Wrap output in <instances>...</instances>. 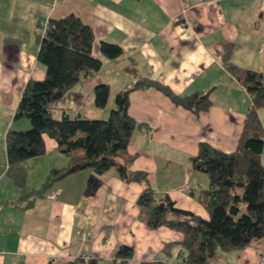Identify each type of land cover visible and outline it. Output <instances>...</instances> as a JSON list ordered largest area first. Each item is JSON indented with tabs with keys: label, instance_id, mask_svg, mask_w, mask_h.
Segmentation results:
<instances>
[{
	"label": "crops",
	"instance_id": "0c3cea01",
	"mask_svg": "<svg viewBox=\"0 0 264 264\" xmlns=\"http://www.w3.org/2000/svg\"><path fill=\"white\" fill-rule=\"evenodd\" d=\"M68 14L91 28L101 67L50 105L52 117L105 119L115 95L139 79L178 95L210 90V106L198 113L152 86L131 90L127 113L140 126L126 147L129 169L146 174L155 199L166 195L174 207L207 219L198 196L208 180L189 157L202 142L226 153L235 148L250 106L242 74L264 72V0H0V264H184L181 234L147 227L135 204L142 187L121 181L113 168L99 175L91 196L83 188L92 171L82 169L31 197L51 170L68 165L42 134L44 152L27 160L21 184L6 171V131L28 128L25 119L12 120L20 94L29 78L43 77L36 35L47 19ZM101 41L119 46L120 55L103 57ZM97 84L108 86L103 108L93 103ZM257 116L264 132V104ZM260 160L264 168V146ZM119 246L131 256L116 257ZM210 264H264V236L216 250Z\"/></svg>",
	"mask_w": 264,
	"mask_h": 264
},
{
	"label": "trees",
	"instance_id": "16d2710c",
	"mask_svg": "<svg viewBox=\"0 0 264 264\" xmlns=\"http://www.w3.org/2000/svg\"><path fill=\"white\" fill-rule=\"evenodd\" d=\"M92 42L91 28L73 14L49 18L40 27L35 60L43 67V77L29 78L20 94L12 120L25 119L28 128L6 131V171L16 175V182L21 184L22 168L26 167L27 160L44 152L42 134L55 140L58 151L68 157V165L51 170L41 186L29 193L31 197L42 194L66 174L82 169L92 171L83 188V194L91 196L101 184L99 175L113 168L121 181L135 182L142 187L135 204L145 212L141 218L147 227L166 226L181 234L179 245L185 253L184 264H210L217 249H240L264 236V168L260 160L264 132L257 116L264 104V72L247 70L242 74L250 106L234 150L221 152L202 142L196 154L189 157L191 167L205 174L208 180L198 196L208 216L202 219L174 207L166 195L155 199L146 174L129 169L132 156L126 153V147L140 124L128 115L127 107L131 90L152 86L173 104L198 113L210 106V90L178 95L160 83L139 79L115 95L114 106L105 119L70 118L65 113L59 118L52 117V103L74 84L100 70L101 62L91 52ZM98 51L108 59L121 53L119 46L103 41ZM126 69L134 72L133 67ZM92 95L94 106L103 108L108 86L95 85ZM30 202L21 207L29 206ZM115 256L129 258L131 250L119 246Z\"/></svg>",
	"mask_w": 264,
	"mask_h": 264
},
{
	"label": "rangeland",
	"instance_id": "374dc122",
	"mask_svg": "<svg viewBox=\"0 0 264 264\" xmlns=\"http://www.w3.org/2000/svg\"><path fill=\"white\" fill-rule=\"evenodd\" d=\"M39 65V64H38ZM39 67H42L41 65H39ZM218 250V249H217Z\"/></svg>",
	"mask_w": 264,
	"mask_h": 264
},
{
	"label": "built area",
	"instance_id": "2783aa9c",
	"mask_svg": "<svg viewBox=\"0 0 264 264\" xmlns=\"http://www.w3.org/2000/svg\"><path fill=\"white\" fill-rule=\"evenodd\" d=\"M42 26H44V24Z\"/></svg>",
	"mask_w": 264,
	"mask_h": 264
}]
</instances>
